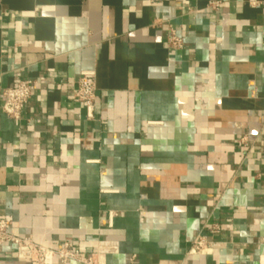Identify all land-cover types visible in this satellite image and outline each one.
I'll list each match as a JSON object with an SVG mask.
<instances>
[{
    "label": "crops",
    "instance_id": "crops-1",
    "mask_svg": "<svg viewBox=\"0 0 264 264\" xmlns=\"http://www.w3.org/2000/svg\"><path fill=\"white\" fill-rule=\"evenodd\" d=\"M211 1L0 0L12 232L105 264H264V0ZM85 70L93 118L73 98ZM25 77L15 119L2 93ZM199 234L213 243L190 252ZM0 264L29 262L8 243Z\"/></svg>",
    "mask_w": 264,
    "mask_h": 264
},
{
    "label": "built area",
    "instance_id": "built-area-1",
    "mask_svg": "<svg viewBox=\"0 0 264 264\" xmlns=\"http://www.w3.org/2000/svg\"><path fill=\"white\" fill-rule=\"evenodd\" d=\"M212 7L217 8L219 1L210 2ZM168 44L172 47L181 48L184 45L183 38L173 28H170ZM36 81L32 78H21L16 85L3 90L1 108L8 116L21 119L22 113L33 96ZM73 98L81 102L88 118H93L97 99L96 73L93 70L82 71L73 90ZM213 233L218 232L215 227ZM14 244L16 254L25 259L29 264H69L76 261L80 264H105L104 253L92 252L86 254L76 248L70 241H64L60 247L52 248L36 242L32 236H20L11 231V220L0 216V245ZM213 240L204 234H199L193 240L189 251L200 252L210 246Z\"/></svg>",
    "mask_w": 264,
    "mask_h": 264
}]
</instances>
